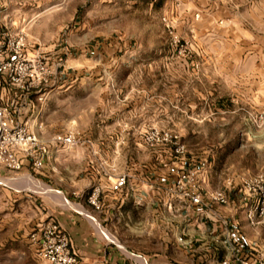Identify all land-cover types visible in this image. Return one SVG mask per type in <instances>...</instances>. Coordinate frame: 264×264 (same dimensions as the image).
<instances>
[{"label": "rangeland", "instance_id": "obj_1", "mask_svg": "<svg viewBox=\"0 0 264 264\" xmlns=\"http://www.w3.org/2000/svg\"><path fill=\"white\" fill-rule=\"evenodd\" d=\"M0 4L4 30H23L40 43L49 58L51 78L77 79L67 91L66 85L51 84L43 90L45 95L53 89L57 100L37 109L36 127L41 123L44 129L36 133L50 138L73 132L78 145L102 143L98 149H84L88 156L99 157L95 164L101 177L107 179L111 172L133 177L134 167H141L146 181L160 179L158 184L163 185L182 162L210 165L213 182L233 173L247 177L264 172V0H0ZM161 18L168 21V28ZM92 42L98 47L86 50ZM102 93L107 94L106 101L93 108L96 95ZM22 112L23 122L34 131L33 112ZM152 129L183 146L182 155L172 158L167 146L145 145L143 136ZM115 142L123 144L114 146ZM20 174L0 170V218L5 220L0 222V264H34L12 217L27 197L13 203L17 197L10 188H44L18 181ZM27 175L39 183L32 172ZM49 180L55 187L65 182L58 177ZM147 192L149 206L164 204L169 195L160 186ZM120 239L128 241L126 236ZM127 244L132 255L145 253L152 260L159 255V242L150 235L146 245Z\"/></svg>", "mask_w": 264, "mask_h": 264}, {"label": "crops", "instance_id": "obj_2", "mask_svg": "<svg viewBox=\"0 0 264 264\" xmlns=\"http://www.w3.org/2000/svg\"><path fill=\"white\" fill-rule=\"evenodd\" d=\"M148 13L149 11L144 12V14ZM5 17L6 15H2V19ZM26 38L29 43L40 45L36 39H32L27 34ZM87 46L86 50H95L98 44ZM76 80L68 76L53 77L50 84L66 85L64 91H67ZM79 81L84 83L88 80L79 79ZM54 92L51 89L45 94L40 105L34 103V97L30 96L28 111L33 112L30 117L34 116L31 122L34 132H42L44 129L41 123L37 129L35 114L38 108L46 109L50 101L57 100L55 99L57 94ZM106 95L105 93L96 95V105L93 108H99L102 101H106ZM114 109L116 108L110 107L111 111ZM119 144L123 143L115 142L114 146ZM101 145L102 143L92 142L80 144L68 151L56 149L52 152V158L45 161L43 169L33 173L39 183L31 178H20L21 175L31 172L27 164L23 163L19 171L21 174L17 177L18 181L26 180L44 188L36 190L23 187L10 188L12 197H17V200H12L13 203L27 197L26 204L18 213L14 212L12 217L18 222L17 237L23 239L27 245L34 264L36 261L27 239L28 234L49 220L56 222L60 230L69 238V248L75 255L76 264H216L222 258L223 250L211 240L210 236L224 235L237 237L243 253L250 254L249 248L252 247L264 258V223L251 226L245 217L246 212L252 208L253 202L242 199L236 187L228 188L225 185L226 180L238 179L243 177L242 175L236 173L231 176L224 175L223 178H219V182H213L211 166L195 162L199 170L198 181L201 183L202 194L223 190L227 197L226 204L210 203L204 198L206 207H203L200 204H191L179 195L171 194L165 199L164 204L149 206V194L145 186L147 176L145 171L142 172L141 167H134L137 174L133 177L128 173V184L133 187V192L123 189L117 193L108 189V181H112L114 176L122 173L111 172L108 179L101 177L99 165L95 164L99 157L88 156L84 152L86 147L98 149ZM72 164L77 166L74 171L68 170L67 167L61 169L57 167V165ZM52 177H58L60 181L65 182L60 187H55L49 180ZM66 181H70V184ZM95 185L102 187L98 198V209H94L86 202L89 194L87 189ZM28 187L36 188L32 185ZM46 189L48 192H45ZM16 191L18 193L14 196L13 192ZM55 195H60V198ZM150 195L153 193L150 192ZM4 221L0 218V222ZM120 224L124 226L123 230L119 228ZM149 235L159 242V255H153L156 259L152 260L145 253L136 252L134 253L136 256L132 255L133 250L127 243L139 242L140 246L146 245ZM121 236H126L128 241H122ZM179 236L186 247L176 241Z\"/></svg>", "mask_w": 264, "mask_h": 264}, {"label": "built area", "instance_id": "obj_3", "mask_svg": "<svg viewBox=\"0 0 264 264\" xmlns=\"http://www.w3.org/2000/svg\"><path fill=\"white\" fill-rule=\"evenodd\" d=\"M161 21L166 28L169 27L167 20L161 18ZM4 29L0 24V170L17 173L25 162L30 171L36 173L43 169L45 161L52 158V152L56 149L68 151L77 146L78 137L76 133L65 132L42 139L23 122L22 111L29 110L30 96H34L36 102L44 99L43 90L50 85L52 68L41 46L29 43L23 30L8 33ZM143 143L150 147L167 146L172 158L183 153V146L172 141L171 137L160 136L156 129L143 136ZM180 164L182 167L172 172L171 180L163 185L158 184L160 179L154 180L153 183L147 180L146 189L160 186L169 195H179L191 204H200L203 207H206L204 198L218 205L227 203L223 190L202 194L201 183L198 181L199 170L195 163ZM20 177L31 178L26 174ZM225 185L228 188L236 187L242 199L253 202L252 208L245 214L248 224H263L264 172L228 179ZM101 189L98 185L93 187L86 197L87 204L94 209L99 207ZM108 189L117 193L123 189L133 192V187L128 184L127 174L114 176L112 181H108ZM210 237L223 250L222 258L216 264H264L263 256L256 249L250 247V254L243 253L237 237ZM27 239L36 264H76L75 255L69 248V238L53 220L44 222L32 230ZM176 241L186 247L180 236Z\"/></svg>", "mask_w": 264, "mask_h": 264}, {"label": "bare ground", "instance_id": "obj_4", "mask_svg": "<svg viewBox=\"0 0 264 264\" xmlns=\"http://www.w3.org/2000/svg\"><path fill=\"white\" fill-rule=\"evenodd\" d=\"M17 179H19V178H17ZM48 191V190H47Z\"/></svg>", "mask_w": 264, "mask_h": 264}]
</instances>
